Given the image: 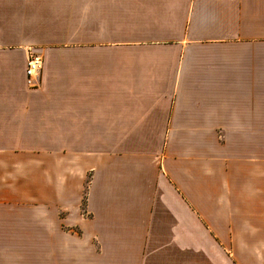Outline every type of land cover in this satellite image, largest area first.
Masks as SVG:
<instances>
[{"label": "crops", "instance_id": "1", "mask_svg": "<svg viewBox=\"0 0 264 264\" xmlns=\"http://www.w3.org/2000/svg\"><path fill=\"white\" fill-rule=\"evenodd\" d=\"M0 264H264V0H0Z\"/></svg>", "mask_w": 264, "mask_h": 264}, {"label": "built area", "instance_id": "2", "mask_svg": "<svg viewBox=\"0 0 264 264\" xmlns=\"http://www.w3.org/2000/svg\"><path fill=\"white\" fill-rule=\"evenodd\" d=\"M44 60L36 52L32 50L29 52L28 60L26 63V80L25 83L30 89H38L42 81V68Z\"/></svg>", "mask_w": 264, "mask_h": 264}]
</instances>
